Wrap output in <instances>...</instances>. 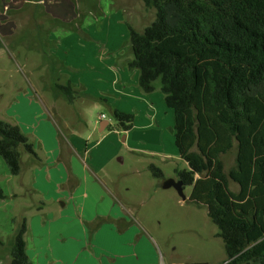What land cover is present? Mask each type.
<instances>
[{"label": "rangeland", "instance_id": "rangeland-1", "mask_svg": "<svg viewBox=\"0 0 264 264\" xmlns=\"http://www.w3.org/2000/svg\"><path fill=\"white\" fill-rule=\"evenodd\" d=\"M36 1L0 0V119L19 126L42 159L36 161L23 152L22 172L13 176L0 157V186L6 195L0 201V264L11 263L14 237L24 221L28 225L27 249L34 264H137L150 259L157 260V264H226L224 243L217 237L219 230L206 207L189 201L191 187L184 190L186 201L175 188L161 187L154 198L140 203L130 220L132 229L140 230L139 237L135 232L132 237L124 236L121 220L112 222L101 215L91 219L86 207L91 205L94 194L78 187L80 163L68 143L70 137L76 135L96 142L117 127L115 108L108 102H118L125 110L138 106L137 97L131 92L133 86L141 90L139 72L134 83L131 80L135 71L128 67L127 80L122 82L120 78L124 59L133 58V54L127 24L121 26L120 18H114L118 16L115 6L123 4L124 15L139 31L154 21L155 10H147L142 0ZM99 4L106 11L111 5L112 15L106 20L109 28L90 35L82 33L87 31L76 28L75 16L82 20V14L89 9H96L98 14ZM50 12L73 19L63 22L51 18ZM80 82L85 84L86 92L106 102L83 99L77 87ZM68 83L77 92L73 103L67 102L57 88ZM155 86L159 91L152 95L162 97V105L168 109L160 82ZM139 106L143 104L140 102ZM161 112L163 120L167 114ZM102 115L110 128L101 134L98 129ZM172 117L168 116L163 133L150 130V141L142 146L158 156L153 159L143 155L155 160L154 165L163 171L166 180L176 178V170L188 169L178 156ZM134 122L133 129L147 125L144 120L137 121L136 116ZM125 136L122 131V145ZM140 137L133 134L131 145L138 148ZM56 149L58 154H52ZM111 151L116 153L115 148ZM109 152L105 153L111 155ZM124 152H130L126 145ZM224 161L228 171L234 164V155L226 156ZM112 165L113 169H134L128 156L126 164L116 160ZM231 188L239 190L233 183ZM136 192L132 196L140 198ZM170 193L172 197L165 196ZM146 240L152 246L146 245Z\"/></svg>", "mask_w": 264, "mask_h": 264}, {"label": "trees", "instance_id": "trees-1", "mask_svg": "<svg viewBox=\"0 0 264 264\" xmlns=\"http://www.w3.org/2000/svg\"><path fill=\"white\" fill-rule=\"evenodd\" d=\"M142 2L156 15L143 31L127 23L133 54L128 68L139 72L146 94L159 81L174 112L175 143L188 165L176 170L177 178L184 190L191 187L189 201L207 208L226 264H264V0ZM57 88L67 102L76 99L72 83ZM113 116L119 130L132 129L133 114L114 109ZM23 152L41 161L20 127L0 119V157L13 176L22 172ZM230 154L234 164L227 171ZM148 168L164 180L160 168ZM5 198L0 186V201ZM27 231L24 221L10 264H34Z\"/></svg>", "mask_w": 264, "mask_h": 264}, {"label": "crops", "instance_id": "crops-1", "mask_svg": "<svg viewBox=\"0 0 264 264\" xmlns=\"http://www.w3.org/2000/svg\"><path fill=\"white\" fill-rule=\"evenodd\" d=\"M51 1L53 2V0ZM109 1L112 2L113 0H109ZM43 2L44 0L36 1V3H43ZM96 7L97 6H94V8ZM99 7H100L99 9L100 12L98 14H96V9H89L86 11V13L82 14L83 15L82 20L78 18L80 21L77 20V17L74 15L75 16L74 21H78L76 28L78 30L84 29L87 32H82V33H88L89 35L90 33H92V31L102 32L105 28H107L110 24H108L107 26L106 20L112 15L111 14L112 11L110 10L111 5L109 4L108 11L104 10L101 4H99ZM116 7H117L116 11H118V16L114 18H120L121 26H124V22H125L126 24L130 23L136 28L135 24L129 21V19L131 18L124 15L125 11L123 10L124 7L123 4H117L115 8ZM44 13L48 14L49 12H44ZM50 13H51L50 16L51 18H55L57 20L61 19V21L63 22L70 21L71 19H73V16L71 17V19H69V16H65L63 14L60 15L59 13L56 12H50ZM136 29L138 30V28ZM132 59H133L132 57L124 59L123 62L124 71L121 70L122 72H120V78L122 82L127 80L126 69L128 67V62L131 61ZM133 74L134 75L131 80L132 83L136 82L138 78L137 71L133 72ZM77 85H78L77 87L81 90L83 94L82 95L83 99L90 98L92 100H97V99L102 100V98H99L94 94H89L88 92H86L85 84L83 82H80ZM123 86L125 90H127L125 87L126 85ZM132 88L133 91L131 93L135 97H137L138 100V104H137L138 106L134 110L122 109L120 108V106L117 105L118 102H116L117 104L115 105H112V103L109 102L107 104H109L112 108L118 110L120 109V111H123L125 113L128 114L130 113L133 115L135 114L134 116L137 117V121L138 120L146 121L147 125L144 126L145 128L140 129L138 127H135L133 129L134 127L133 125L131 130L125 132L126 136L124 137V143H125L124 145H122L120 142L122 137V131L119 130L117 127L111 128L109 134L100 137L96 142H89L84 138H80L79 136L72 135L68 140V143L71 145L72 151L76 153L77 158H79L78 162L80 164L78 165V174L76 175L78 187L89 190L91 193L94 194V198H93L94 200L92 201L91 205L87 204L86 207L87 210L89 211V215L92 216L91 219L99 218V215H101L100 218H103L104 220H109L112 222L121 220L123 222L122 233L124 234V236L131 235L132 237V234H134L133 232H135L137 237H139V235L141 234L140 230L137 229L135 226L134 228L136 229H132L133 225L130 224V220L132 219V217H134L133 215L135 209L139 206L140 203H144L146 199L149 200L154 198V195L158 194L161 187L163 188L164 181H166V179H164L163 181H159L153 178L148 167L149 165L154 164L155 160L153 159H155V157L158 156L155 155V153L153 152H149L146 149H142V146H146L147 142L150 141L149 138L150 130H154L158 133L164 132L165 128H163V125L168 119V116L169 117L173 116L172 118L174 119V112L172 110L173 112L172 113L170 111L171 109L169 108L168 109L164 108V106L162 105V97H160L159 95H152L153 93L159 91L157 87L155 92L148 95L144 94L141 90L136 89L135 86H133ZM104 101L106 102V100ZM140 102L143 104V106H139ZM147 106L150 108H147ZM161 110H163L167 114V117H165L163 120H162L163 115ZM149 120L152 121L154 124L158 125L157 128H154L155 126L152 125L149 122ZM102 126H107V127L105 130H103ZM109 128H110V124L107 120L104 119L100 120V127L98 130L99 132H101V134L105 133ZM133 134H136V136L141 135L140 139L142 143H140V146L138 148L131 145ZM52 140H54V137L51 138L50 142ZM125 145L130 152L128 153L124 152ZM114 148L116 150L115 154H113V152L111 151ZM108 151H110L109 153L111 155L105 153ZM51 153L58 154V149L52 150ZM146 154L151 156V158L153 159L150 160L149 158L145 159L143 155ZM127 156L129 157L130 162L133 163L134 169L128 166L126 167V170L113 169L112 164H114L116 160H118V162H120L121 164H126ZM173 179H175L176 181L178 180L177 177ZM104 189L109 193V195L105 193ZM134 191H138V193L136 192L134 194L140 195V198H135L134 196H132V192ZM165 196L172 197V194L170 193ZM148 237L152 240L150 236ZM142 238H144L143 235ZM146 241H147L145 242L146 245L152 246L149 240ZM27 252L30 256V252L28 249ZM157 263H158L157 260L150 259L148 261L137 264H157Z\"/></svg>", "mask_w": 264, "mask_h": 264}, {"label": "water", "instance_id": "water-1", "mask_svg": "<svg viewBox=\"0 0 264 264\" xmlns=\"http://www.w3.org/2000/svg\"><path fill=\"white\" fill-rule=\"evenodd\" d=\"M103 130L105 129L106 126H102ZM163 188L164 189H170V188H175L176 191L178 192L179 196L185 201L187 199L185 193H184V184L181 180H174V179H168L164 181L163 183Z\"/></svg>", "mask_w": 264, "mask_h": 264}, {"label": "built area", "instance_id": "built-area-1", "mask_svg": "<svg viewBox=\"0 0 264 264\" xmlns=\"http://www.w3.org/2000/svg\"><path fill=\"white\" fill-rule=\"evenodd\" d=\"M100 119H101V120H102V119H105V116H104V115H102Z\"/></svg>", "mask_w": 264, "mask_h": 264}]
</instances>
